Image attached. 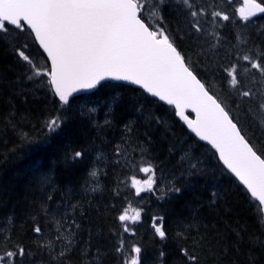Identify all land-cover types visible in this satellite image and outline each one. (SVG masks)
Instances as JSON below:
<instances>
[{"label": "trees", "instance_id": "16d2710c", "mask_svg": "<svg viewBox=\"0 0 264 264\" xmlns=\"http://www.w3.org/2000/svg\"><path fill=\"white\" fill-rule=\"evenodd\" d=\"M210 2L220 10L234 13L235 7L227 0ZM232 19L233 22H225L224 38L235 43L234 37L239 36L248 41L254 51H264V18L246 24L239 20L238 14ZM166 20L172 23L173 30L183 27L181 11ZM24 43L29 45L27 54L38 65H44V56L29 33L12 32L6 40H0V246L5 237H10L11 243L31 249V256L26 257L23 264H49L48 253L38 247L54 235L53 216L46 215L45 209L51 212L61 204L80 224V233L77 230L73 238L75 247L63 264H121V257L116 252L120 240L125 242V256L130 254L132 244L141 245L142 255L150 257L144 264H161V249L166 253L164 264H182L176 233L188 223L194 225L193 232L198 229L202 234L206 233L217 251L227 249L222 264H249L250 256L256 264H264V250L248 242L250 234L264 238L260 206L224 170L216 154L198 142L177 120L172 109L138 89L114 83H106L93 94L62 105L45 82L26 79L27 66L14 55L15 47ZM180 47L188 52L194 63L198 60L187 43ZM224 47L227 48L228 43ZM207 67L204 61L199 62L196 67L199 78L222 93L219 80L210 70H205ZM235 115L242 118L240 124L246 136L264 151V126L260 127L257 119H245L240 112ZM56 117L62 120V128L49 131L47 121ZM117 144L124 153L119 158V165L114 163ZM77 151L82 157L74 160ZM144 161H151L156 166L158 190L155 194L144 192L136 196L129 178L133 175L137 179L145 178L138 171ZM191 163L198 166L197 174L193 176L187 174ZM93 168L99 169L95 178L87 174ZM100 171L105 172L101 174ZM170 184L183 191L179 195H161ZM213 190L217 193V202L210 205ZM129 204L143 210L142 221L134 225L133 236L124 234L117 220L122 208ZM194 211L198 213V221L192 219ZM153 216L164 217L167 241L162 242L155 235L151 227ZM36 223L42 226L44 234L41 237L32 231ZM237 232L244 237L242 242L238 240Z\"/></svg>", "mask_w": 264, "mask_h": 264}, {"label": "snow or ice", "instance_id": "6c2138e0", "mask_svg": "<svg viewBox=\"0 0 264 264\" xmlns=\"http://www.w3.org/2000/svg\"><path fill=\"white\" fill-rule=\"evenodd\" d=\"M173 8L181 10L184 22L177 30L170 28L165 17ZM237 14L240 21L250 22L251 18L264 14V0H242L233 14L220 10L210 0H0V40H6L12 32L32 36L42 55L46 54L45 64L38 65L27 54V43L16 46L14 55L27 66L26 79L45 82L62 105H69L74 93L117 81L139 85L153 97L174 106L175 114L200 140L216 149L227 169L264 208V151L246 136L240 117L235 115L240 112L245 119L259 118L264 126V51H254L239 36L234 37L235 43L224 38L225 22H233L232 17ZM182 43H187L198 57L195 63L180 47ZM201 60L208 66L205 70L219 80L222 93L199 78L196 67ZM189 108L196 114L195 120L185 114ZM61 123L56 117L47 121L46 126L54 132ZM114 155L117 157L114 163L119 165V158L124 155L119 144ZM81 157L82 153L77 151L73 159ZM138 171L145 178L137 179L135 175L129 178L134 195L155 194L156 166L144 161ZM197 171V164L191 163L187 174L193 176ZM88 175L97 177V169L93 168ZM182 191L170 184L161 195H179ZM116 195H120L118 191ZM51 199L49 196L48 200ZM216 202L217 193L213 190L210 205ZM71 207L74 209L75 205ZM142 212L131 204L122 208L117 220L124 234L135 235L133 226L141 223ZM45 214L53 216L54 235L47 243L42 242L39 250L48 253L49 264H63L75 247L73 238L80 224L64 205H57L51 212L45 209ZM192 219L199 220L197 212L192 213ZM193 226L188 223L176 233L182 264H222L227 249L217 251L206 233L198 229L193 232ZM151 227L160 241L169 239L164 217H153ZM32 231L38 237L44 234L39 223ZM236 236L240 242L244 240L240 232ZM248 242L264 250V238L250 234ZM124 244L120 240L116 247L121 264H143L142 246L132 244L130 254L125 256ZM165 255L161 249V264ZM28 256L31 249L11 243L10 237L4 238L0 264H23ZM249 264H256L251 256Z\"/></svg>", "mask_w": 264, "mask_h": 264}, {"label": "bare ground", "instance_id": "6f19581e", "mask_svg": "<svg viewBox=\"0 0 264 264\" xmlns=\"http://www.w3.org/2000/svg\"><path fill=\"white\" fill-rule=\"evenodd\" d=\"M230 5H231V4H230ZM228 8H229V7H228ZM170 12H171V11H170ZM176 12H177V11H176ZM231 12H233V11H231ZM167 13H168V12H167ZM178 14H179V13H178ZM170 15H171V14H170ZM166 17H167V16H166ZM173 17H174V16H173ZM167 18H168V17H167ZM167 18H166V19H167ZM171 18H172V17H171ZM225 30H226V29H225ZM227 32H229V31H226V33H227ZM229 33H231V32H229ZM227 34H228V33H227ZM227 34H226V36H227ZM231 35H232V34H231ZM257 40H258V38H257ZM257 52H258V51H257ZM113 91H114V90H113ZM114 92H115V91H114ZM116 92H117V91H116ZM114 94H116V93H114ZM138 96H139V95H138ZM133 97H134V96H133ZM133 97H132V98H133ZM138 98H140V97H138ZM134 99H135V98H134ZM137 100H138V99H137ZM113 101H114V100H113ZM113 101H112V102H113ZM116 101H117V100H116ZM133 101H134V100H133ZM135 101H136V100H135ZM138 102L140 103V101H138ZM138 102H137V104H138ZM133 103H135V102H133ZM144 103H145V102H144ZM112 105H113V104H112ZM134 105H136V104H134ZM140 106H141V105H140ZM140 106H139V107H140ZM134 107H135V106H134ZM136 107H137V106H136ZM99 108H101V107H99ZM98 112H99V111H98ZM101 113H103V111H102ZM101 113H100V114H101ZM63 121H64V120H63ZM69 123H70V122H69ZM75 123H76V122H75ZM65 124H66V122H65ZM70 124H72V123H70ZM80 124H81V123H80ZM76 125H77V124H76ZM73 126H74V125H73ZM106 126H107V125H106ZM64 127H66V125H65ZM67 127H68V126H67ZM75 127H76V126H75ZM75 127H74V128H75ZM60 128H62V127H60ZM77 128H80V127H77ZM77 128H76V129H77ZM69 129H70V128H69ZM72 129H73V128H72ZM72 129H71V130H72ZM80 129H81V128H80ZM107 129H108V127H107ZM119 129H120V128H119ZM133 129H135V128H133ZM62 130H63V129H62ZM66 130H67V129H66ZM78 130H79V129H78ZM78 130H77V131H78ZM81 130H82V129H81ZM81 130H79V131L82 132L83 130H82V131H81ZM123 130H125V129H123ZM123 130H122V131H123ZM39 131H40V129H39ZM60 131H61V130H60ZM64 131H65V130H64ZM79 131H78V132H79ZM108 131H109V130H108ZM120 131H121V130H120ZM67 132H68V131H67ZM84 132H85V131H83V133H84ZM132 132H133V130H132ZM60 133H61V132H60ZM64 133H65V132H64ZM64 133H63V134H64ZM85 133H86V132H85ZM120 133H121V132H120ZM120 133H119V134H120ZM39 134H40V133H39ZM41 134H42V133H41ZM54 134H55V133H54ZM58 134H59V133H58ZM75 134H76V133H75ZM117 134H118V133H117ZM119 134H118V135H119ZM127 134H128V132H127ZM79 135H80V134H79ZM79 135H78V136H79ZM120 135H121V134H120ZM128 135H129V134H128ZM130 135H131V134H130ZM54 136H55V135H54ZM67 136H69V135H67ZM76 136H77V135H76ZM132 136H133V135H132ZM123 137H124V136H123ZM125 137H126V136H125ZM127 137H128V136H127ZM47 138H48V136H47ZM53 138H54V137H53ZM53 138H50V139H53ZM63 138H64V137H63ZM120 138H121V137H120ZM66 139H67V138H66ZM48 140H49V139H48ZM63 140H64V139H63ZM109 165H110V164H109ZM112 165H113V164H111V166H112ZM107 166H108V165H107ZM114 166H115V165H114ZM97 169H98V168H97ZM98 170H99V169H98ZM123 170H124V169H123ZM101 171H102V170H101ZM101 171H100L99 173H101ZM104 172H105V171H104ZM104 172H102V173H104ZM133 172H134V171H133ZM158 172H159V171H158ZM102 173H101V174H102ZM117 173H118V172H117ZM125 173H126V172H125ZM160 173H161V172H160ZM87 174H88V173H87ZM87 174H85V176H86ZM126 174H127V173H126ZM133 174H134V173H133ZM136 174H137V173H136ZM157 174H158V173H157ZM161 174H162V173H161ZM13 175H14V174H13ZM113 175H114V174H113ZM127 175H128V174H127ZM130 175H131V174H130ZM159 175H160V174H159ZM117 176H118V174H117ZM24 177H25V176H24ZM118 177H119V176H118ZM195 177H196V176H195ZM199 177H200V176H199ZM25 178H26V177H25ZM160 178H161V177H160ZM164 178H165V177H164ZM17 179H19V178H17ZM88 179H89V178H86V180H88ZM98 179H99V178H98ZM112 179H114V178H112ZM117 179H119V178H117ZM122 179H123V178H122ZM157 179H158V178H157ZM20 180H21V179H20ZM163 180H164V179H163ZM15 181H16V180H15ZM105 181H106V180H105ZM161 181H162V178H161ZM4 182H5V181H4ZM25 182H26V180L24 181V183H25ZM17 183H18V182H17ZM19 183H20V182H19ZM22 183H23V181H22ZM99 184H100V183H99ZM99 184H98V185H99ZM19 185H20V184H19ZM22 185H26V184H22ZM120 185L122 186L123 184H120ZM124 185H125V183H124ZM26 186H27V185H26ZM161 186H163V185H161ZM159 187H160V186H159ZM9 188H10V187H9ZM4 189H5V188H4ZM11 189H12V188H11ZM5 190H6V189H5ZM7 190H10V189H7ZM55 191H56V190H55ZM17 192H18V191H17ZM60 192H61V191H60ZM129 192H131V191H129ZM12 193H13V192H12ZM131 193H132V192H131ZM57 194H59V193H57ZM72 195H73V194H72ZM54 196H55V195H54ZM153 196H154V195H153ZM144 197H145V199L149 198V197H146V196H144ZM58 198H59V197H58ZM16 199H17V198H16ZM59 199H60V198H59ZM64 199H65V198H64ZM64 199H63V200H64ZM135 199H136V197H135ZM135 199H134V200H135ZM141 199H142V198H141ZM139 200H140V199H139ZM160 200H161V199H160ZM61 201H62V199H61ZM68 201H69V200H68ZM155 201H156V200H155ZM155 201H154V202H155ZM140 202H141V201H140ZM150 202H151V201H150ZM22 203H23V202H22ZM137 203H138V202H137ZM151 203H152V202H151ZM156 203H158V202H156ZM156 203H155V204H156ZM49 204H50V203H49ZM146 204H149V203H146ZM161 204H162V203H161ZM22 205H23V204H22ZM30 205H31V203H30ZM59 205H61V204H59ZM150 205H151V204H150ZM150 205H148V206H150ZM158 205H159V203L157 204V206H158ZM23 206H24V205H23ZM157 206L155 205V207H157ZM26 208H27V207H26ZM144 208H145V207H144ZM147 208H148V207H147ZM148 210H149V209H148ZM149 211H150V210H149ZM158 211H159V210H158ZM16 212H17V211H16ZM159 213H160V211H159ZM155 216H156V215H155ZM153 217H154V216H153ZM147 225H148V224H147ZM147 225H146V226H147ZM133 227H134V226H133ZM139 227H141V225H140ZM83 229H84V228H83ZM145 229H146V228H145ZM139 231H141V230H139ZM85 232H86V231H85ZM79 233H80V230H79ZM82 233H84V232H82ZM80 235H81V234H80ZM82 236H83V235H82ZM132 236H133V235H132ZM29 237H30V236H29ZM126 237H127V236H126ZM127 238H128V237H127ZM132 238H133V237H132ZM132 238H131V239H132ZM135 238H136V237H135ZM135 238H134V239H135ZM28 240H29V238H28ZM44 240H45V239H44ZM136 240H137V238H136ZM45 242H46V241H45ZM144 256H146V257L149 259V256H148V255H145V254H144ZM48 258H49V257H48ZM148 259H147V261H143V264H144V263H147V262H148Z\"/></svg>", "mask_w": 264, "mask_h": 264}, {"label": "water", "instance_id": "95a60500", "mask_svg": "<svg viewBox=\"0 0 264 264\" xmlns=\"http://www.w3.org/2000/svg\"><path fill=\"white\" fill-rule=\"evenodd\" d=\"M46 55V54H45ZM114 82H117V81H114ZM125 83V82H124ZM126 83H129V84H131L130 82H126ZM133 85V84H132ZM135 86H137L139 89H141V90H143V91H145L144 89H142L139 85H135ZM97 89V88H96ZM96 89H92V90H82V91H80V92H78V93H74L73 94V96L72 97H70V100L72 99V98H74V97H76V96H79V95H82V94H85V93H90V92H93V91H95ZM146 92V91H145ZM147 93V92H146ZM148 95H150V96H152L150 93H147ZM153 97V96H152ZM58 98V97H57ZM154 98H156V99H158L159 100V98L158 97H154ZM59 100V99H58ZM161 103H163L164 105H166V106H169V107H174V106H172V105H168L167 104V102L166 101H161V100H159ZM187 113H190V114H193L194 115V118L192 119V120H195V118H196V114L194 113V112H192L191 111V109L189 108V109H186L185 110V114L187 115ZM177 118L185 125V127L189 130V132L190 133H192L194 136H196V134L194 133V132H192V130L188 127V125H187V123L184 121V120H182L179 116H177ZM189 119H191V118H189ZM197 138H198V140H200V138L198 137V136H196ZM202 143H204V144H206V145H208V146H210L216 153H217V155H218V157H219V154H218V152L216 151V149H214L207 141H202V140H200ZM222 162V161H221ZM223 163V162H222ZM225 166V165H224ZM226 167V166H225ZM227 168V167H226ZM228 170V169H227ZM229 172H230V170H228ZM231 173V172H230ZM233 174V173H232ZM234 175V174H233ZM234 177H235V175H234ZM238 181H239V179L237 178V177H235ZM240 182V181H239ZM241 183V182H240ZM242 184V183H241ZM243 185V184H242ZM244 186V185H243ZM245 187V186H244ZM246 188V187H245ZM249 193V192H248ZM250 194V193H249ZM262 212H263V216H264V208H262Z\"/></svg>", "mask_w": 264, "mask_h": 264}, {"label": "rangeland", "instance_id": "374dc122", "mask_svg": "<svg viewBox=\"0 0 264 264\" xmlns=\"http://www.w3.org/2000/svg\"><path fill=\"white\" fill-rule=\"evenodd\" d=\"M171 11V12H170ZM178 11H181L180 9H178V8H173V9H171V10H169V11H167L166 13H165V17L166 16H168V17H170V14H172L173 16H175L176 14H177V12ZM167 21V20H166ZM167 23L169 24V25H171L172 23H170V21H167ZM240 119L242 120V118L240 117ZM257 123H258V125L261 127V124H260V120H259V118H257ZM244 127H245V129L247 130V132L251 135V137L253 138V139H255L256 140V137L250 132V129L247 127V126H245V124L243 123L242 124ZM131 211V210H130ZM150 258V257H149ZM147 257L146 256H144V255H142V260L143 261H147Z\"/></svg>", "mask_w": 264, "mask_h": 264}]
</instances>
